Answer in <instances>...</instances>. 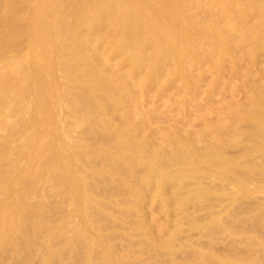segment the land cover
<instances>
[{
    "label": "rangeland",
    "instance_id": "rangeland-1",
    "mask_svg": "<svg viewBox=\"0 0 264 264\" xmlns=\"http://www.w3.org/2000/svg\"><path fill=\"white\" fill-rule=\"evenodd\" d=\"M262 1L0 0V264H264Z\"/></svg>",
    "mask_w": 264,
    "mask_h": 264
},
{
    "label": "bare ground",
    "instance_id": "bare-ground-1",
    "mask_svg": "<svg viewBox=\"0 0 264 264\" xmlns=\"http://www.w3.org/2000/svg\"><path fill=\"white\" fill-rule=\"evenodd\" d=\"M140 1L141 0H130V3L132 4V8H133V10H131L132 11V13L134 12V15L136 16V17H138L139 18V20H140V23L143 25V27L142 28H144V30L146 31L145 32V35H148L149 37H150V39L152 38V40L154 39V41H152V40H150V46L152 47V45H155L156 43H158L159 42V44H156V45H158L157 47H159L158 48V51L160 50V46L161 45H163V44H165L166 46H164V48H166L167 46L169 47V49L172 47H174V49H175V51L177 50V52H178V49H180L179 47H181V49H182V47L186 44L185 42H183L182 40H183V38L185 37V36H183V38H182V35H184V33H185V29H180V27L182 28V26H180L179 28H176L175 27V25H176V22H177V20H179L178 19V15H177V10H173V11H171L172 9H174V8H172L170 11H168V12H165L164 10V13H162V7L160 8L159 6H160V4L159 3H157V6H155V4L153 5V6H155V7H153V6H148V5H146V3L144 4V2L146 1H144L143 3H142V5H141V3H140ZM142 2V1H141ZM149 1H147V3H148ZM261 2V1H260ZM262 2H264V1H262ZM139 3V4H138ZM149 4V3H148ZM151 5V4H150ZM170 8V7H169ZM167 9V8H166ZM165 9V10H166ZM167 11V10H166ZM166 13H168V14H166ZM123 16H124V14H123ZM122 16V14H121V18L123 17ZM126 16L127 15H125V17H123V19L125 18L126 19ZM180 21V20H179ZM177 25H180V23L179 24H177ZM147 33V34H146ZM154 35H156L155 37H157V38H155L154 37ZM152 36V37H151ZM152 41V42H151ZM156 41V42H155ZM184 41H185V38H184ZM154 42H155V44H154ZM153 43V44H152ZM185 43V44H184ZM152 44V45H151ZM155 45V46H156ZM155 49V47L153 46L151 49L152 50H154ZM172 48H171V50H172ZM157 49V48H156ZM156 49H155V51H156ZM180 49V50H181ZM180 50H179V52H180ZM173 51V50H172ZM175 51H173V53L175 52ZM178 52V53H179ZM42 148V147H41ZM44 148H42V150H43ZM37 150V149H36ZM39 150V151H38ZM38 150H37V154H38V152H42V150H40L39 148H38ZM34 152H36V151H34ZM39 153V155H41ZM35 157H36V153H35ZM27 160H29L28 158H27ZM30 166V165H29ZM41 166V165H40ZM32 167H33V165H32ZM32 167H30V168H32ZM39 166H35V168H38ZM35 168H33V169H35ZM40 170V169H39ZM15 198V196H13V199ZM12 201V200H11ZM11 201H10V203L8 204V205H10L11 204ZM15 201H16V199H15ZM14 201V202H15ZM14 202H12L13 204H14ZM7 204V203H6ZM13 204H11L10 206H14ZM2 207H5V205L3 204L2 205ZM1 207V208H2ZM6 207H7V205H6ZM11 207V208H12ZM1 208H0V210H1ZM10 208V207H9ZM10 208V209H11ZM9 209V211H11ZM3 210H5V209H3ZM1 211V212H4V211ZM0 212V213H1ZM12 212V211H11ZM11 212H8V213H11ZM5 216H7V213L5 212V213H3ZM2 214H0V216H1ZM3 216V215H2ZM5 216H3V217H5ZM11 216V215H10ZM9 216V217H10ZM3 217H1L0 218V222L1 221H3L4 219H2ZM6 218H8V216L6 217ZM2 219V220H1ZM7 221H8V219H7ZM9 222V221H8ZM4 224L6 223V224H8L6 221L5 222H3ZM3 223H0V229H1V227H5L6 225H2L1 226V224H3ZM9 224H10V222H9ZM9 226H11V225H8L7 227H9ZM7 227H5L4 228V230L7 228ZM8 229V228H7Z\"/></svg>",
    "mask_w": 264,
    "mask_h": 264
},
{
    "label": "water",
    "instance_id": "water-1",
    "mask_svg": "<svg viewBox=\"0 0 264 264\" xmlns=\"http://www.w3.org/2000/svg\"><path fill=\"white\" fill-rule=\"evenodd\" d=\"M45 149L42 150L41 154L44 155L45 154V150L47 149L46 146L44 147ZM40 153V152H39Z\"/></svg>",
    "mask_w": 264,
    "mask_h": 264
}]
</instances>
